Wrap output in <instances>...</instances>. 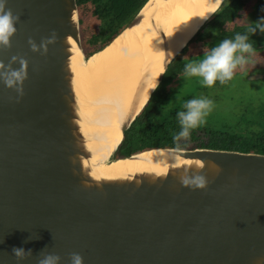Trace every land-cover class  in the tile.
Returning a JSON list of instances; mask_svg holds the SVG:
<instances>
[{
  "label": "water",
  "instance_id": "95a60500",
  "mask_svg": "<svg viewBox=\"0 0 264 264\" xmlns=\"http://www.w3.org/2000/svg\"><path fill=\"white\" fill-rule=\"evenodd\" d=\"M147 1L121 31L141 21ZM4 7L13 31L0 43V264L46 254L71 264L72 253L82 264H264L263 153L152 147L139 152L182 160L93 174L71 67L73 44L83 51L76 0ZM182 48L165 58L157 86ZM155 89L121 124L109 159ZM14 247L31 255L18 259Z\"/></svg>",
  "mask_w": 264,
  "mask_h": 264
},
{
  "label": "bare ground",
  "instance_id": "6f19581e",
  "mask_svg": "<svg viewBox=\"0 0 264 264\" xmlns=\"http://www.w3.org/2000/svg\"><path fill=\"white\" fill-rule=\"evenodd\" d=\"M220 5L216 0H148L140 10L143 18L138 24L120 31L90 56L85 57L73 44L74 87L82 130L93 154V174L120 176L147 168L164 169L182 160L156 148L132 158H109L121 140V124L147 100L165 58L187 44Z\"/></svg>",
  "mask_w": 264,
  "mask_h": 264
},
{
  "label": "rangeland",
  "instance_id": "374dc122",
  "mask_svg": "<svg viewBox=\"0 0 264 264\" xmlns=\"http://www.w3.org/2000/svg\"><path fill=\"white\" fill-rule=\"evenodd\" d=\"M226 0L222 2L224 4ZM248 16V15H247ZM247 19H251L250 22L258 20V18L248 16ZM242 20H246L244 17ZM98 22L96 19H89L87 25H81L79 22V35L80 42L87 43L86 50L91 52L94 49L100 48L104 41L92 40L91 35L95 33ZM205 23L200 27L198 34L194 35L185 49L187 53V59L189 57L190 62H197L198 58L190 56L195 51L206 48L202 43L197 44V38H207V41L212 40V36H205ZM258 32V31H257ZM212 33V32H211ZM262 36H254V47L261 56H264V47L257 48L258 45H262ZM88 42L92 44L88 47ZM201 42L202 39H201ZM219 42V40H215ZM215 44H212V46ZM82 47V45H81ZM201 47V49L199 48ZM198 48V49H196ZM205 50H208L206 48ZM248 70L237 71L231 80L224 84L219 82L215 83L212 87H204L199 82L197 77H184V72L178 74L169 83L162 84L163 89H171L173 93L166 101L159 103V109L162 113H165L170 108L178 107L183 110V102L191 98L207 97L213 101L214 107L212 111L205 118V123L194 129V133L202 139H207L211 133L223 132L233 133L241 129L244 133H248L253 130L255 124H253V118H255L256 110L264 106V60L257 63L253 68L251 65L247 66ZM253 75H258L254 76ZM187 96V99H186ZM245 118H243V117ZM198 142V141H197ZM194 142L191 143L189 148H195ZM114 158V155L112 156Z\"/></svg>",
  "mask_w": 264,
  "mask_h": 264
},
{
  "label": "trees",
  "instance_id": "16d2710c",
  "mask_svg": "<svg viewBox=\"0 0 264 264\" xmlns=\"http://www.w3.org/2000/svg\"><path fill=\"white\" fill-rule=\"evenodd\" d=\"M81 1L82 0H77L76 3ZM143 3L144 0H131V8H128L130 4L127 5V10H131V17L135 15ZM241 5L242 3L240 0H236L231 3V8L237 9L240 8ZM228 11H230V9H228ZM217 15L221 16V19H224L226 17H231L233 13L222 10ZM198 32L199 30L196 32V35ZM187 44L168 64L160 83L153 91L150 99L125 131L123 140L114 153V158L128 156L152 147L187 148L191 146L190 144L193 142V146L196 147L232 149L264 154V106L256 110L255 118H253V124H255V126L253 130L248 133H244L241 129L233 133L215 131L204 140L191 130L188 139L185 140L181 138L178 141L173 140V135L180 130L176 113L181 109L173 107L161 114L158 106L161 101H166L173 93L171 89H163L162 84L169 83L178 74L183 73L184 65L189 63V60L183 56ZM201 55L203 56L204 53L202 52Z\"/></svg>",
  "mask_w": 264,
  "mask_h": 264
},
{
  "label": "clouds",
  "instance_id": "9594fccd",
  "mask_svg": "<svg viewBox=\"0 0 264 264\" xmlns=\"http://www.w3.org/2000/svg\"><path fill=\"white\" fill-rule=\"evenodd\" d=\"M219 5L221 0H216ZM5 0H0V43L7 44L8 38L13 31L10 19V10H5ZM215 12V9L213 10ZM242 16L247 19L246 13ZM205 16L204 19H207ZM228 27V25H226ZM257 31L264 32V17L254 22H250L245 33H236L232 38H225L217 45L212 47L202 59L198 62H190L184 65V77H197L204 87H212L219 82L224 84L231 80L234 73L248 70L247 66L253 68L257 63L264 60L254 47V43L250 40V34ZM162 74V73H161ZM157 84L152 86L155 89ZM214 107L213 101L207 97L191 98L183 102V110L177 111L176 116L180 125L178 133L173 135V140L178 141L181 138L185 140L189 138L191 130H194L205 123V118ZM202 186L203 180L199 181ZM12 253L18 259H22L25 255H31V250L25 251L22 247H14ZM59 257L53 254H46L38 260V264H57ZM71 264H82V257L78 253L71 254Z\"/></svg>",
  "mask_w": 264,
  "mask_h": 264
},
{
  "label": "flooded vegetation",
  "instance_id": "af4514ba",
  "mask_svg": "<svg viewBox=\"0 0 264 264\" xmlns=\"http://www.w3.org/2000/svg\"><path fill=\"white\" fill-rule=\"evenodd\" d=\"M146 0H144L145 2ZM236 0H226L224 4H221L218 10L205 22V36H212V40L207 41L206 37L197 38L196 43L202 45L204 44L208 50L201 49L199 51H195L190 56H195L198 58L197 62L203 58V56L215 45H217L221 40L225 38H232L236 33H245L247 31L248 25L250 24L251 19L242 20V13H246L248 16H252L254 18L264 17V0H240L242 5L240 8H231V3ZM77 2V0H76ZM131 8V0H82L77 3L78 10V18L81 25H87L89 19H96L98 22L95 33L91 35L92 40L95 41H104L103 45L100 48L94 49L91 52H87L86 44L82 42L83 54L85 57L90 56L92 53L100 50L105 45H107L110 41H112L117 33L123 29L127 25V23L131 20V10H127ZM230 7V8H229ZM140 8V7H139ZM230 11H228V9ZM233 9V10H232ZM225 11L228 13H235L231 17H226L221 19V16L217 15L221 11ZM228 25V27H226ZM212 32V33H211ZM259 35L262 36V45H258L257 48L264 47V32H256L255 34H250V40L253 42L254 36ZM108 38V39H107ZM193 38V37H192ZM191 38V39H192ZM112 39V40H111ZM201 39L203 42H201ZM219 40V42H215V40ZM92 44L88 42V47ZM189 44V43H188ZM187 44V45H188ZM212 44H215L212 46ZM198 49V48H196ZM202 52L204 55L202 56ZM183 56L186 58L187 53H184ZM189 59V57H188ZM258 76V75H253Z\"/></svg>",
  "mask_w": 264,
  "mask_h": 264
}]
</instances>
